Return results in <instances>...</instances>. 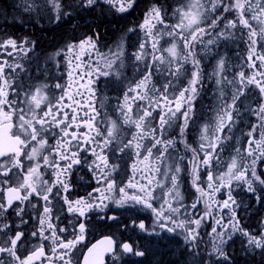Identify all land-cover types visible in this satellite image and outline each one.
Segmentation results:
<instances>
[{"label": "snow or ice", "instance_id": "obj_1", "mask_svg": "<svg viewBox=\"0 0 264 264\" xmlns=\"http://www.w3.org/2000/svg\"><path fill=\"white\" fill-rule=\"evenodd\" d=\"M9 7L16 15L0 24V264H144L133 258L151 254L148 244L164 249L157 264L176 254L170 244L181 247L168 264H251L257 254L264 264V0ZM118 20L129 26L105 43ZM25 23L64 35L37 56V39L7 31ZM206 82L215 104L190 143ZM79 173L87 190L73 196ZM97 230L107 234L92 242Z\"/></svg>", "mask_w": 264, "mask_h": 264}, {"label": "flooded vegetation", "instance_id": "obj_2", "mask_svg": "<svg viewBox=\"0 0 264 264\" xmlns=\"http://www.w3.org/2000/svg\"><path fill=\"white\" fill-rule=\"evenodd\" d=\"M14 2L18 3L19 0H0V10L6 11L7 15L6 17H0V24H3L4 19H8L9 21L12 20L13 16L16 15L15 10L11 7H9L11 4ZM174 2V0H173ZM129 20H136L135 17H129ZM138 22V20H136ZM129 25L126 23L125 20H118L114 24H112L110 27H108L105 30V43L111 44L112 41L116 38L118 34H120L121 30L123 27H128ZM9 33H15L16 35L23 36L25 34L32 35L34 39H37L38 41V47H37V56H43L46 52H51L53 47L58 44L61 40V37L64 35V32H49V31H41L39 27L35 26H29L28 23H25L23 28H19V25L17 26L16 29L9 28L7 29ZM70 33V30H67ZM132 35V34H130ZM137 37L132 35V39L130 43H135ZM134 51L135 49H131ZM198 102V100H197ZM207 108L205 109L206 112H203L198 115V118L195 121V126L190 128L189 130V142L194 143L195 142V137L197 136V132L195 130V127L206 122L209 117L206 115L207 109H208V104L206 103ZM83 175L82 173L77 174L74 176V181L77 183V187L73 192V196L75 195H83L84 192L87 190V181L88 177L85 176L83 180L80 179V176ZM84 185V186H81ZM185 188L188 190L186 192V195L190 194L191 189L188 188V181L185 180ZM130 215V213H129ZM251 228L254 230L256 228L255 225H249ZM103 234H107V230H97L92 236H90V240L92 242H95L96 240L100 239ZM127 237H133V234L129 232L127 234ZM125 237V238H127ZM207 239V237H206ZM143 245V242H141ZM163 243V242H162ZM147 247L151 248V254L146 256L145 258H133L134 260H143L144 264H157V261L161 259L160 253L164 251V249L160 246V244H148ZM180 247L175 244H170L169 248H175V255H169V256H163V260L165 264H168L170 260H177L179 258V252H180ZM251 262V258L247 257L245 258ZM260 256L257 254L255 256V262H251V264H259L260 261ZM241 264H244V260H241Z\"/></svg>", "mask_w": 264, "mask_h": 264}, {"label": "trees", "instance_id": "obj_3", "mask_svg": "<svg viewBox=\"0 0 264 264\" xmlns=\"http://www.w3.org/2000/svg\"><path fill=\"white\" fill-rule=\"evenodd\" d=\"M230 48L231 47H234L232 45L229 46ZM242 47V46H241ZM229 57H230V61L231 62H235V53L234 52H229ZM213 60H211V58H206L205 61H204V70H205V73H211L212 71V65ZM214 85L211 83V82H206L205 84V88H204V91L203 93L201 94V97L200 99H198V102H197V118H198V115L200 116V114H202L203 112H206L205 109L207 108V105L206 103L208 104V107L209 105L211 104V102L213 101V95H212V92L214 91ZM239 135V134H237ZM256 219L257 217H253L251 219L248 220L247 224L248 225H255L256 224Z\"/></svg>", "mask_w": 264, "mask_h": 264}, {"label": "rangeland", "instance_id": "obj_4", "mask_svg": "<svg viewBox=\"0 0 264 264\" xmlns=\"http://www.w3.org/2000/svg\"><path fill=\"white\" fill-rule=\"evenodd\" d=\"M214 62V61H213ZM212 65H214V63H212ZM215 104V100L213 99V101L211 102V104L210 105H214ZM209 105V106H210ZM208 110H209V107H208V109H207V113H206V115H208ZM209 117V116H208Z\"/></svg>", "mask_w": 264, "mask_h": 264}]
</instances>
